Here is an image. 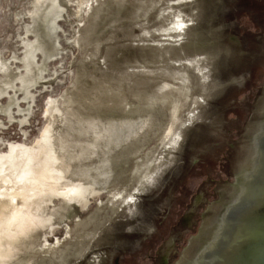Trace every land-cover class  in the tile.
<instances>
[{
	"label": "rangeland",
	"instance_id": "1",
	"mask_svg": "<svg viewBox=\"0 0 264 264\" xmlns=\"http://www.w3.org/2000/svg\"><path fill=\"white\" fill-rule=\"evenodd\" d=\"M238 1L0 0L8 211L34 166L80 195L50 190L42 250L12 264H138L164 236L228 99Z\"/></svg>",
	"mask_w": 264,
	"mask_h": 264
},
{
	"label": "water",
	"instance_id": "2",
	"mask_svg": "<svg viewBox=\"0 0 264 264\" xmlns=\"http://www.w3.org/2000/svg\"><path fill=\"white\" fill-rule=\"evenodd\" d=\"M138 264H264V0H239L231 14L228 99Z\"/></svg>",
	"mask_w": 264,
	"mask_h": 264
},
{
	"label": "bare ground",
	"instance_id": "3",
	"mask_svg": "<svg viewBox=\"0 0 264 264\" xmlns=\"http://www.w3.org/2000/svg\"><path fill=\"white\" fill-rule=\"evenodd\" d=\"M137 71L138 69H135V71L132 72L135 73ZM139 72L148 73L146 67L140 69ZM149 73L158 75L164 82H174V77L166 71L162 72L156 69L152 71L150 70ZM187 78L190 79L188 75L185 77L183 74H180V76L175 79H177L178 83L182 84ZM195 98L193 100L197 104L198 98ZM109 103L111 102L109 101ZM192 109L193 108H190L187 115H189ZM182 121H184V118H182ZM35 162L38 165H41L44 160L40 156L35 158ZM22 165L23 167L33 165L31 163V156L28 160L24 159ZM33 168V172H28V175H25L28 177L27 180L29 185L32 187L31 190H29L25 184H21L20 180L16 182V187L11 194L13 209L10 213L7 208L10 201H8L5 196L7 189L4 188L0 190V264L18 263V259L20 258L19 255L22 252V244L29 243L28 246L26 245L27 253L33 251V254H36L38 253L37 249L42 250V241L38 242V239L35 237H38L37 235L47 227L50 219L55 215V213H53L51 217H45L43 214V200L46 195L50 193V190H52V194L55 197H63L66 204L69 201L75 199L78 200L80 198V195L75 197L72 196L76 191V188H69L71 183L61 184L59 182H49L45 179L44 175L37 168H35V166ZM64 187L66 188L64 189ZM15 199L20 201L19 205L15 204ZM55 212H59V209H56ZM8 215L10 216L7 218ZM5 218H7V220L4 224H2L3 219ZM24 240L27 242H22Z\"/></svg>",
	"mask_w": 264,
	"mask_h": 264
}]
</instances>
